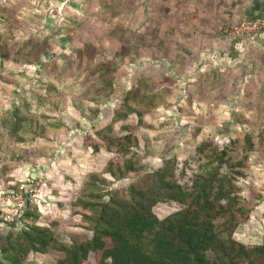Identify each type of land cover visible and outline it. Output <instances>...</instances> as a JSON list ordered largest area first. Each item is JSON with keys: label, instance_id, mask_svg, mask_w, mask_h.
<instances>
[{"label": "rangeland", "instance_id": "rangeland-1", "mask_svg": "<svg viewBox=\"0 0 264 264\" xmlns=\"http://www.w3.org/2000/svg\"><path fill=\"white\" fill-rule=\"evenodd\" d=\"M223 1L0 0V264H14L2 237L25 230L27 212L60 242H83L91 177L107 180L98 187L109 201L175 160L189 185L208 141L231 159L232 239L264 246V36L237 51L224 32L234 23L202 33L201 13ZM117 112L133 113L126 126ZM114 122L139 139L141 171L124 178L106 172L120 156L92 147ZM181 208L164 201L154 211L164 219ZM57 261L31 253L24 264Z\"/></svg>", "mask_w": 264, "mask_h": 264}, {"label": "trees", "instance_id": "trees-1", "mask_svg": "<svg viewBox=\"0 0 264 264\" xmlns=\"http://www.w3.org/2000/svg\"><path fill=\"white\" fill-rule=\"evenodd\" d=\"M135 113L142 122V113ZM131 114L121 118L117 112L115 122L126 126ZM115 122L102 136L107 143L92 147L120 156L106 172L124 178L141 171L139 156L132 150L140 147L139 139L129 130L120 134ZM196 155L199 167L189 185L178 181L175 160L146 173L141 184L112 192L109 201H103L98 187L107 180L91 177L92 200L81 203L92 235L83 242H60L51 227L39 226L36 220L30 224L34 215L27 212L21 218L27 221L25 230L12 229L4 237L2 232L1 252L11 254L14 264L26 263L31 253L53 254L57 264H264V246L249 250L232 239L240 203L233 176L224 170L231 161L229 152L208 141L197 146ZM164 201L183 208L161 219L154 208Z\"/></svg>", "mask_w": 264, "mask_h": 264}, {"label": "crops", "instance_id": "crops-1", "mask_svg": "<svg viewBox=\"0 0 264 264\" xmlns=\"http://www.w3.org/2000/svg\"><path fill=\"white\" fill-rule=\"evenodd\" d=\"M212 5L201 13L200 21L206 23V28L201 29L202 33L207 30L212 31L223 28L226 25L235 24L243 18L255 19L264 16V0H226L222 3H217V5ZM205 37L210 38L211 43L216 45H218V42H222L221 40L224 41V38L212 33L205 35ZM227 41L228 45H233L237 51H241L244 44L248 42L243 40L231 42L228 39Z\"/></svg>", "mask_w": 264, "mask_h": 264}, {"label": "built area", "instance_id": "built-area-1", "mask_svg": "<svg viewBox=\"0 0 264 264\" xmlns=\"http://www.w3.org/2000/svg\"><path fill=\"white\" fill-rule=\"evenodd\" d=\"M228 40L253 42L264 36V16L255 19L243 18L224 30Z\"/></svg>", "mask_w": 264, "mask_h": 264}, {"label": "water", "instance_id": "water-1", "mask_svg": "<svg viewBox=\"0 0 264 264\" xmlns=\"http://www.w3.org/2000/svg\"><path fill=\"white\" fill-rule=\"evenodd\" d=\"M66 0H57V2H65Z\"/></svg>", "mask_w": 264, "mask_h": 264}, {"label": "flooded vegetation", "instance_id": "flooded-vegetation-1", "mask_svg": "<svg viewBox=\"0 0 264 264\" xmlns=\"http://www.w3.org/2000/svg\"><path fill=\"white\" fill-rule=\"evenodd\" d=\"M62 3V2H61Z\"/></svg>", "mask_w": 264, "mask_h": 264}]
</instances>
